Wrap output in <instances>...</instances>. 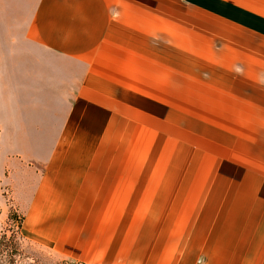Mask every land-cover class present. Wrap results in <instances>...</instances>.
<instances>
[{"label":"crops","instance_id":"obj_1","mask_svg":"<svg viewBox=\"0 0 264 264\" xmlns=\"http://www.w3.org/2000/svg\"><path fill=\"white\" fill-rule=\"evenodd\" d=\"M25 1L26 57L56 59L40 104L72 107L55 136L92 155L26 186V237L84 264H264V173L237 154L232 192L210 181L225 87L207 77L264 83V0Z\"/></svg>","mask_w":264,"mask_h":264},{"label":"rangeland","instance_id":"obj_2","mask_svg":"<svg viewBox=\"0 0 264 264\" xmlns=\"http://www.w3.org/2000/svg\"><path fill=\"white\" fill-rule=\"evenodd\" d=\"M26 14L25 0H0V264H84L64 258L26 237L21 230L23 219L19 228L16 220H8L11 212L24 217L28 204L24 190L40 178L47 163L85 161L90 154L79 152V138L55 136L62 134L63 121L48 119L54 114L62 119L72 107L40 104L42 98L45 100L57 92L41 89L42 80L47 81L49 77L46 67L55 65L56 59L26 57L40 50L24 40ZM220 76L225 78L219 80L217 76L207 75L208 82L215 84L214 88L216 83L225 87L223 136L219 133L215 138L214 131L209 130L210 154H219L215 162V166L219 165L217 173L216 170L213 173L210 158V181L214 175L224 178L225 193L230 194L234 188L231 181L240 176V170L233 165L237 154H240L241 176L244 173L247 176L249 169L264 173V83L246 84L244 76H240V83L231 82L226 80L231 75ZM229 93H234L235 97L240 93L238 106L237 98ZM194 120H198L195 115ZM193 141L198 145L200 139L194 136ZM118 156L114 154L113 161ZM152 157L151 153L146 156V166H150ZM255 159L261 165L254 166ZM210 189L213 186L210 185Z\"/></svg>","mask_w":264,"mask_h":264},{"label":"trees","instance_id":"obj_3","mask_svg":"<svg viewBox=\"0 0 264 264\" xmlns=\"http://www.w3.org/2000/svg\"><path fill=\"white\" fill-rule=\"evenodd\" d=\"M22 219H23V217L16 215L15 212H11L8 216V220H10V221L16 220L18 228L21 225ZM3 238H5V235H3Z\"/></svg>","mask_w":264,"mask_h":264}]
</instances>
